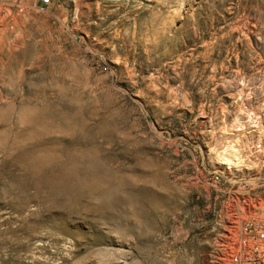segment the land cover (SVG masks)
I'll return each mask as SVG.
<instances>
[{"label":"rangeland","instance_id":"rangeland-1","mask_svg":"<svg viewBox=\"0 0 264 264\" xmlns=\"http://www.w3.org/2000/svg\"><path fill=\"white\" fill-rule=\"evenodd\" d=\"M254 225L264 0H0V264H234Z\"/></svg>","mask_w":264,"mask_h":264},{"label":"built area","instance_id":"built-area-1","mask_svg":"<svg viewBox=\"0 0 264 264\" xmlns=\"http://www.w3.org/2000/svg\"><path fill=\"white\" fill-rule=\"evenodd\" d=\"M40 6H49L51 0H37ZM256 235L242 238L239 242V253L232 262L234 264H264V232L259 225L253 226Z\"/></svg>","mask_w":264,"mask_h":264}]
</instances>
